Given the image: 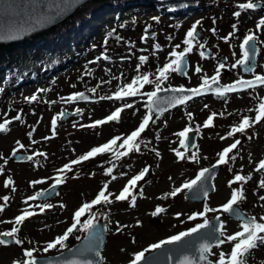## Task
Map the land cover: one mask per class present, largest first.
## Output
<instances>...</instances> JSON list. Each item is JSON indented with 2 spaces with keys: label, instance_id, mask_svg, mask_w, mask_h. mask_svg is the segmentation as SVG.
Here are the masks:
<instances>
[{
  "label": "rangeland",
  "instance_id": "374dc122",
  "mask_svg": "<svg viewBox=\"0 0 264 264\" xmlns=\"http://www.w3.org/2000/svg\"><path fill=\"white\" fill-rule=\"evenodd\" d=\"M187 1L182 0L171 10L160 8L154 5L157 4L155 2L129 9L127 16L135 19L136 25L117 31L120 43L110 39L104 49L101 46L94 53L90 52L86 56L91 60L88 66L80 63L79 68L60 74L53 81L40 78V81L14 89L0 83V91L4 87L0 95V123L10 121L8 130L0 132V207L3 208L0 232L18 227L16 238L22 241L19 246L0 245V264H13L17 260L23 264L28 259L23 255L26 250H32L33 257L64 250L58 246L56 251H51L53 248L45 251L48 243L54 242L73 226L74 213L85 203H91L101 190H105V185V195L112 202L94 217V220L104 218L109 233L102 252V264H131L140 252L145 255L155 250L152 245L170 240L182 232H190L214 216L224 218L225 236L242 231V221L227 219L225 212L219 211L229 202L233 191L243 192V198L237 204L241 208L247 207L244 210L248 215L264 223L260 219L264 217V200H261L264 187L260 186L264 181V171H257L259 163L264 160V119L247 128L244 134L229 135L231 126L240 123L242 118L254 120L259 104L264 102V87L223 98H199L150 120L137 138L139 151H129L123 157L117 155L114 162L108 163V169L113 167L111 173H107L105 165H99L108 157L105 152L71 165V171L65 169L64 176L59 171L94 147L109 143L113 138H126L139 128L146 116L152 115L147 94L157 91V68L175 59L170 56L173 50L179 53L187 47L183 41L194 25L203 36L192 41L193 50L185 55L189 58V81L178 72H170L168 79L160 82V90L203 86L205 79L210 82L213 76H217L221 63L225 67L220 69L217 80L223 83L264 74V27H257L264 20V0ZM249 2L261 7H240ZM237 12L239 17L235 15ZM247 35L256 37L259 48L253 75L244 74L237 64L244 57L241 44ZM202 43L214 52L213 56L200 55ZM141 56L148 60L141 63ZM196 68L201 71L197 72ZM35 70L39 71L38 65ZM143 74L149 75L151 82L142 87L135 85L137 95L120 100L115 98L118 91L137 75ZM81 91H90L105 99L95 104H80L66 99ZM32 96H36V100H31ZM126 104L132 107L127 108ZM118 108L123 109L119 120L89 127L96 121L107 120ZM77 109L79 115L60 120L63 110L72 112ZM213 113L216 115L212 126L204 127ZM17 116L20 118L16 119ZM53 119L56 120L55 128ZM185 128L196 131L192 149H187L185 142L181 143L185 137L179 133ZM237 139L241 143L229 154L226 163L220 164L221 169L215 179L216 190L207 201L198 203L186 199L183 185L195 180L203 168L219 164L220 154ZM129 147H123L125 152ZM19 150L31 159L28 162L13 161L12 154ZM233 156L235 159L230 158ZM149 167L145 176L130 187L132 193L126 200L115 199L130 180ZM58 175L63 177V182L53 197L29 199L53 184ZM236 175L245 177V180L234 182ZM8 180L12 183L6 187ZM177 189L180 191L175 196L169 195ZM4 197L8 200L5 201ZM133 197L134 205L131 203ZM43 205L50 207L43 208ZM157 208L164 211L153 215ZM206 208L218 211L205 212ZM28 212L33 215L16 225L17 214ZM88 212L86 210L85 213ZM236 242L225 241L211 250L215 264H219L216 260L221 253L225 259L230 257ZM248 264H264V245L254 250Z\"/></svg>",
  "mask_w": 264,
  "mask_h": 264
},
{
  "label": "water",
  "instance_id": "95a60500",
  "mask_svg": "<svg viewBox=\"0 0 264 264\" xmlns=\"http://www.w3.org/2000/svg\"><path fill=\"white\" fill-rule=\"evenodd\" d=\"M91 0H0V44L15 43L32 36L40 31L51 28L56 25L55 19L58 15L65 17L66 15H72L81 6L86 5ZM203 33L197 31L196 37L200 38ZM201 52L204 56L210 57L214 55V52L206 47L205 43H202ZM246 48L253 49L249 51V64L240 65L244 74L253 75V72L245 71L246 67L257 66L259 48L256 41L250 42ZM189 69V58L185 56L183 71L178 72L180 76L185 77L186 81H189L187 72ZM264 76V75H263ZM255 77L246 78L242 80H254ZM218 81V80H217ZM240 81V80H239ZM238 82V81H237ZM234 83H218L213 84L209 82L211 88L207 85L198 87L202 89V93L193 96L191 100L185 103H178L177 101L181 96L191 95V93L173 92L171 89H162L157 91V95L150 100L149 106L153 112L152 119H156L161 114L167 112L170 109L188 104L196 99L207 97L210 95H216L214 90L216 88H225L233 85ZM262 86H257L259 88ZM178 89V88H175ZM194 89V88H184ZM252 88H241L237 85L236 90L226 94H235L237 92H243ZM83 93L85 99L77 100L79 103H97L100 102L98 96L92 95L90 91H81L77 94ZM76 94V95H77ZM80 114V111L63 110L60 115V120H66L70 117H74ZM5 121L1 122L4 123ZM196 137L195 132H191L186 138V145L188 148H192ZM12 160L16 162H27L30 156L23 151H16L15 155L12 154ZM205 169H209V173L205 174V178L194 185L191 190H186L185 197L194 202L205 203L209 195L216 190L215 179L221 169V165L215 164ZM264 171V170H262ZM44 190L43 195H37L39 199H48L53 197L60 184H55ZM205 192L207 195L205 196ZM235 211L233 213H225L227 219H234L244 222L246 219H250L253 216L248 215L239 204L234 205ZM219 217V220H217ZM220 224L224 225V218L222 216H214L208 220V228L200 229L196 233H192L188 237L182 238L180 241L173 244L163 245L159 249H155L152 252L146 254L144 259L140 261V264H215L211 257V250L221 244L218 243L220 237L218 233L209 236L208 233L213 228H218ZM223 230V229H222ZM98 238V239H97ZM109 234L106 230L104 220L102 218L97 219L94 223V227L88 230L86 235L73 246L53 255L35 257L36 264H102L103 249L108 241ZM90 240H95V246L93 251H83L86 246L89 245ZM7 244H15L11 239L7 240ZM204 246H208V251L204 252ZM98 253V255H97ZM201 255L204 256L201 259Z\"/></svg>",
  "mask_w": 264,
  "mask_h": 264
},
{
  "label": "snow or ice",
  "instance_id": "6c2138e0",
  "mask_svg": "<svg viewBox=\"0 0 264 264\" xmlns=\"http://www.w3.org/2000/svg\"><path fill=\"white\" fill-rule=\"evenodd\" d=\"M240 7L243 9H256L258 7H261V5L249 2L246 4L240 5ZM235 15L237 17H239L240 13L237 12V13H235ZM233 27L235 28V25ZM257 27L258 28L264 27V20H261L260 23L257 25ZM213 31H215V30L213 29ZM196 35H197V30H196V26L194 25L193 28L187 32V37L183 41V43L185 45H187V47L184 48V50L179 52V53L176 52L175 50H173L170 53V56L175 57V59H172V60H170V62L165 63L163 65V67L157 68V72H158V75L156 76L157 91L160 90V82L167 80L168 74L170 72H182L183 71L185 55L187 53H190L193 50L192 41L196 38ZM255 39H256V37L253 35H247L244 38L243 43L241 44V49L244 50V57H243V59L237 61V64H239V65H248L249 64V60H250L249 51H252L253 49L246 48V46H249L250 42L254 41ZM202 46L203 45H201V47ZM176 47L179 48L180 46L177 45ZM200 55L203 57L204 53L201 52ZM139 60L141 63H144L148 60V58L145 56H141L139 58ZM224 67H225V65L223 63H221L219 65V68L217 69V76L220 73V69H223ZM233 67H236V65H233ZM137 71H139V66L137 68ZM196 71L200 72L201 69L196 68ZM245 71L254 72L255 69L253 67H246ZM217 76H213L211 78L213 84L218 83ZM150 82L151 81H150L149 75H147V74L137 75L130 83H128L123 89H121L120 91H118L115 94V98L117 100H120V99H123L125 96H135V95H137V91H138V88L134 87L135 85L142 87L143 85L149 84ZM204 84L207 85L208 88H211V85L208 83L207 79L204 80ZM237 85L241 88H244V87L255 88L258 85L264 86V76L256 75L254 80H240L237 82ZM237 85H233V86H229V87H225V88H216L214 90V92L216 95L223 98L226 93H230V92L235 91ZM157 91H152V92L147 94L149 97V100H151L153 97H155L157 95ZM171 91L180 92V93H184V92L191 93V95L181 96L179 98V100L177 101L178 103H185L186 101L191 100L193 98V96L202 93L201 88H194V89L178 88V89H171ZM30 99L34 101V100H36V96H32ZM66 99L68 101H76L79 99H85V97H84L83 93H80L77 95L69 96ZM101 99H105V97H101ZM107 99H112V97H107ZM125 107L131 108L132 105L126 104ZM122 111H123L122 108H118V109H116L115 112H113L111 115H109L107 117V120L96 121L95 124L89 125V127H95L96 125H103L108 121H117V120H119ZM150 111H151V109H150ZM77 112H79V109H77ZM215 115L216 114L213 113L211 116L208 117L207 121L204 124V127L207 128V127L212 126L213 116H215ZM189 116H191V113H189ZM19 118H20L19 116L16 117V119H19ZM262 119H264V102H261L259 104L258 112H257V115L255 116L254 120H250L249 117H244L238 126L232 128L229 135H233L235 133L244 134L246 132L247 128L251 127L254 123L261 122ZM150 120H151V115L146 116L144 118L143 122L139 125V128L137 130L133 131L129 136L124 138L123 143L120 146L121 147L131 146V147H129L128 151H132L133 149L135 151H139V145L134 144V141H136L137 138L140 137L141 133L144 132L146 126L149 125ZM9 123H10V121H5L4 123H0V132H6L8 130V124ZM52 124H53V127L55 128V125H56L55 119H53ZM189 131H191V129L185 128V130L180 132L179 135L181 137H186L187 133ZM117 139H120V138L119 137L113 138L109 143H106L100 147L92 148L85 155L80 156L77 160L71 161V164L65 165V167L60 169L59 171L64 172L65 169H67L68 171H71V165L79 164L81 161L89 160L90 158L94 157L96 154H100V153H104V152L109 151L112 145L117 144ZM181 143L184 144V141H181ZM240 143H241L240 140L237 139V140H235V142L233 144H231L229 147L225 148L223 150V153L220 154V158H219L218 163L219 164L226 163V158L229 157V154L233 151V149H236ZM13 155H15V152L13 153ZM117 155L118 156H126V155H128V152H120V153H117ZM157 155H159V153H157ZM177 155L180 156V153H177ZM230 158L235 159L234 156L230 157ZM29 159H31V158H29ZM181 159H183L182 156H181ZM260 170H264V160H262L259 163L257 171H260ZM209 171H210L209 169H204L203 171H201L199 173V175L197 176V178L195 180H193L189 183H185L183 185V188L191 190L194 185H197V183L199 181H201L203 178H205V174L209 173ZM111 172H112L111 168L107 169V173H111ZM147 172H148V169L145 168L138 175H136L132 180H130L129 185L125 186L123 188V190L120 192V194L115 197V199L118 201L126 200L128 198V195L130 194V187L136 185L137 182L140 181L145 176V174ZM113 179H115V177H113ZM243 180H245V177H243L241 175H236L234 178V182L243 181ZM41 182L42 181H36L35 183H41ZM62 182H63V177L57 176L56 177V184H60ZM11 183H12V181L8 180V181H6L5 186L6 187L9 186ZM260 186L264 187V181H261ZM53 187H55V185ZM104 187L106 190L107 185H105ZM105 190H101L99 192V194L97 195V197L91 203H85L82 207H80L74 213V220L77 223H79L81 216L86 212V210H91L94 205H99L102 202L108 203V204H110L112 202L111 200H109V197L107 195H105ZM179 191H180V189H177L176 191L170 193L169 195L175 196L177 194V192H179ZM37 195H43V193H38ZM206 195H207V193L205 192V196ZM242 198H243V192L242 191H233L229 202L226 203L222 207V209H219V211H223L225 213H233L235 211L234 205H236L238 203V201ZM3 199L5 201H7L8 197H4ZM29 199L35 200V199H37V196H32ZM261 200H264V197H261ZM131 203H133V205H134L135 197L132 198ZM42 207L47 208L50 206L49 205H43ZM2 211H3V208L0 207V212H2ZM163 211H164L163 208H157L155 210V212L153 213V215L158 214V213H162ZM209 211H218V210L209 209V208L205 209V212H209ZM31 215H33V213L28 212V213L17 216L15 219V224L16 225L22 224V222L25 221L26 217L31 216ZM200 215H203V213H201ZM194 218L195 217H190V219H194ZM93 219H89L87 221V223L84 226L85 229L91 230L94 227ZM260 219L264 220V217H261ZM217 220H219V217H217ZM75 227H76V225L73 224V226L69 227L67 229V231L62 236L58 237L54 242L48 243L45 251H47L48 249L56 248L57 246H63L64 242L68 240L69 235H71L73 233ZM223 227H224V225L220 224V226L218 228H213V230L211 232H209L208 235L212 236L213 234L218 233L220 237H223V239H220L218 241L219 244H223V243H225V241H227V242L238 241V242H236L234 244V246L232 247L230 257L227 260L225 259L224 254L221 253V255L219 257V264H247V258L252 255L254 250L257 249L258 247H260L261 245H264V235H261V234H264V223L257 222L255 217H252L250 219H246L243 222V224L241 225L242 231H239L234 235L225 236V233L222 230ZM206 228H208V221L207 220H205L204 223L199 224L197 227L192 228L190 232H182L179 235L173 236L170 240H165L159 244L152 245V249H159L163 245L176 243V242L180 241L182 238L188 237L192 233H196L200 229H206ZM18 231H19V228L14 226L10 231L0 232V245H5L7 243L8 239H11L17 245L22 244V241L20 239L16 238V234L18 233ZM95 243H96L95 240H90L89 245L86 246V248L83 251H89V252L93 251ZM203 251L207 252L208 246H204ZM23 255L25 258H28L23 262V264H36V261L34 259H31L33 257V251L32 250L24 251ZM97 255H98V253H97ZM203 258H204V256L201 255V259H203ZM143 259H144V252H140L138 255H136L132 264H140V261H142ZM89 264H90V262H89Z\"/></svg>",
  "mask_w": 264,
  "mask_h": 264
},
{
  "label": "trees",
  "instance_id": "16d2710c",
  "mask_svg": "<svg viewBox=\"0 0 264 264\" xmlns=\"http://www.w3.org/2000/svg\"><path fill=\"white\" fill-rule=\"evenodd\" d=\"M181 1L91 0L88 5L83 6L62 24L40 31L20 42L0 44V83L8 89H14L29 82L40 81V78L43 81H53L60 74L76 70L83 63L88 66L91 60H87L86 56L90 52L94 53L101 46L104 49L110 39L120 43L121 39L117 31L136 25V20L127 16L129 9H136L138 4L147 6L155 2L169 10L179 6ZM189 1L191 0L187 2ZM36 65L39 66L38 72L35 70ZM3 90L0 91V95ZM238 125L239 123L231 127ZM116 155L108 154L104 162H100L99 165L108 166V163L116 160ZM107 205L108 203L102 202L93 206L88 213H84L82 221L59 249L68 248L85 235L88 230L84 227L87 221L104 211ZM244 209L247 210V207ZM57 248L58 246L51 251H56ZM20 262L17 260L13 264ZM216 262L218 263L219 260Z\"/></svg>",
  "mask_w": 264,
  "mask_h": 264
},
{
  "label": "bare ground",
  "instance_id": "6f19581e",
  "mask_svg": "<svg viewBox=\"0 0 264 264\" xmlns=\"http://www.w3.org/2000/svg\"><path fill=\"white\" fill-rule=\"evenodd\" d=\"M154 5H156V6H158V7L160 6V5H158V4H154ZM160 8H163V7L160 6ZM164 9L167 10L168 8L164 7ZM76 11H77V10H76ZM76 11H75L74 13H76ZM175 12H176V11H175ZM74 13H73V14H74ZM73 14H72V15H73ZM72 15H70V16L66 15L65 17H60V15H58L57 18L55 19V21H56V22H55L56 25H57V24H62V23L65 22L68 18H70ZM67 17H68V18H67ZM66 18H67V19H66ZM65 19H66V20H65ZM62 21H63V22H62ZM54 26H55V25H54ZM52 27H53V26H52ZM25 39H26V38H25ZM23 40H24V39H23ZM23 40H20V41H23ZM20 41H18V42H20Z\"/></svg>",
  "mask_w": 264,
  "mask_h": 264
},
{
  "label": "flooded vegetation",
  "instance_id": "af4514ba",
  "mask_svg": "<svg viewBox=\"0 0 264 264\" xmlns=\"http://www.w3.org/2000/svg\"><path fill=\"white\" fill-rule=\"evenodd\" d=\"M261 75H264V74H261ZM254 76H256V75H254Z\"/></svg>",
  "mask_w": 264,
  "mask_h": 264
}]
</instances>
